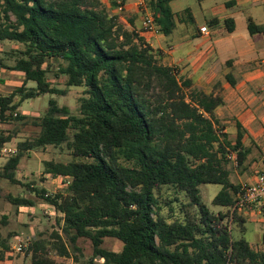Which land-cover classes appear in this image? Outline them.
Returning a JSON list of instances; mask_svg holds the SVG:
<instances>
[{"label": "trees", "instance_id": "16d2710c", "mask_svg": "<svg viewBox=\"0 0 264 264\" xmlns=\"http://www.w3.org/2000/svg\"><path fill=\"white\" fill-rule=\"evenodd\" d=\"M170 3L145 0L165 36L176 28ZM119 19L100 0H0V41L22 46L13 66L0 65L24 75L20 88L0 97V126L28 99L66 94L47 78L49 59L59 63L68 87L86 88L78 114L50 99L46 114L35 120L39 135L18 144L0 177L19 183L26 152L66 143L72 161H44L45 174L68 180L65 192L33 191L61 215L58 223L71 245L89 239L93 258L103 264H264V250L244 237L246 219L236 208L240 185L231 180V156L243 167L250 154L241 125L231 141L215 115L221 97L164 65L161 52ZM226 24L234 32V20ZM248 29L264 32L252 18ZM29 82L35 87L27 88ZM11 140L0 131V146ZM208 184L222 186L212 204L227 212L204 202L201 187ZM165 188L182 199L164 197ZM10 238L0 235V264H13ZM106 238L122 241V250L104 249ZM68 250L58 233L53 243L39 238L27 249L30 264H58L51 253L67 257Z\"/></svg>", "mask_w": 264, "mask_h": 264}, {"label": "crops", "instance_id": "0c3cea01", "mask_svg": "<svg viewBox=\"0 0 264 264\" xmlns=\"http://www.w3.org/2000/svg\"><path fill=\"white\" fill-rule=\"evenodd\" d=\"M100 1L110 14L119 16L127 30L139 34L154 50H159L164 65L176 68L179 76L190 79L205 93L221 97L223 103L215 110V115L231 141L236 139L237 124L241 125L243 145L250 150L243 166L248 167L246 175L251 176L246 183H254L257 172H264V57H260L264 56V32L251 35L248 19L264 27V0H200L198 5L188 3L189 0H171L176 28L170 36L145 32L141 7L145 0H124L123 13L117 11L118 0ZM186 10H190V14L185 13ZM227 19L234 20L232 33L228 31ZM202 27H207L210 35L201 33ZM5 144L18 150V145ZM3 158L6 157L0 156L1 161ZM55 178H62L68 185L66 178ZM32 202V206H27L31 210L36 206V201ZM45 202L38 205L46 207L44 204L49 203ZM261 210L260 206H254L250 211L239 212L246 219V231L247 224L254 223L262 233L258 243L262 249L250 244L256 250H264ZM11 250L18 253L12 247Z\"/></svg>", "mask_w": 264, "mask_h": 264}, {"label": "rangeland", "instance_id": "374dc122", "mask_svg": "<svg viewBox=\"0 0 264 264\" xmlns=\"http://www.w3.org/2000/svg\"><path fill=\"white\" fill-rule=\"evenodd\" d=\"M199 2L200 0L188 1L192 5H198ZM21 48V45L14 42L0 41V61L5 66H13L15 64L14 52L21 50ZM260 57L264 56L261 55ZM44 67L47 69V78L51 86L64 90L66 94L64 96L47 94L28 99L22 103L14 114L13 120L0 126V131L5 136H12V140L10 141L12 145L16 146L20 142L33 140L39 135L41 127L35 124V120L42 118L46 114L51 98H54L59 106H67L73 114H78L80 99L86 96L85 87L67 86V77L59 75V63L57 61L49 59ZM23 83L24 75L22 73L0 65V97L12 94ZM26 86L27 88L35 87V83L29 82ZM16 114H19L18 118H15ZM235 156L233 154L231 157ZM8 159L6 157L2 161L0 160V171H2ZM72 159V151L66 143L60 146L39 147L26 152L22 158L16 172V178L19 183L13 184L7 179L0 177V235L3 238L11 237L10 244L12 248L18 245L19 239H21V243L23 244L22 252H13V264H30L31 254L27 251L30 243L36 239L44 238L51 244L57 233L62 236L69 248V255L67 257L59 256L56 251L51 253V256L58 264H103L102 259L99 257L93 258L94 249L89 239L79 238L75 246L70 244L62 233V225L58 223V219L61 217L60 214L50 207L49 204H44L46 207L39 206L38 203L45 201L38 197L36 191H33L44 188L50 194L64 193L67 187L66 181H63L62 178L48 177L44 172V161L52 160L67 163L72 161ZM123 163L131 165L130 162L123 161ZM229 167L231 170V180L234 184L241 185L248 182L249 177H251L250 175H246L248 167L247 169L238 167L233 163V160ZM221 189V185L215 184L203 185L201 187L204 202L215 212H227V208L212 204L214 197ZM162 194L164 197L166 195H169L171 198L178 197L182 199L183 197L182 195L176 196L172 190L168 191L166 188L163 189ZM8 196L36 201V206L31 210L27 206L14 205L7 199ZM244 237L250 244H253L254 248H263L261 245H258L262 233L256 224H247V231ZM256 242L257 244H255ZM123 246V242L116 238H106L102 247L110 251L119 252Z\"/></svg>", "mask_w": 264, "mask_h": 264}, {"label": "built area", "instance_id": "2783aa9c", "mask_svg": "<svg viewBox=\"0 0 264 264\" xmlns=\"http://www.w3.org/2000/svg\"><path fill=\"white\" fill-rule=\"evenodd\" d=\"M143 8V29L147 33L160 34V30L155 24L153 13L147 9L145 2L141 3ZM117 11L118 13H123L125 11V2L124 0L117 1ZM201 33L205 35H210V31L207 27L201 28ZM264 92V86H263ZM18 150L11 147L8 144H3L0 146V156L3 157H13L16 155ZM234 161V164L237 166L236 157H231ZM53 177V176H52ZM254 206H260L262 212L264 213V172L258 171L256 175V181L254 183H243L240 185L239 192L237 194V204L236 208L238 212L250 211ZM14 251L18 253L22 252L23 245L21 242L13 248Z\"/></svg>", "mask_w": 264, "mask_h": 264}]
</instances>
